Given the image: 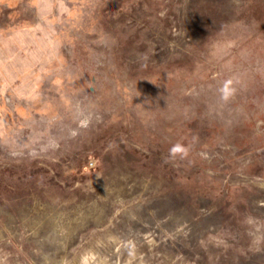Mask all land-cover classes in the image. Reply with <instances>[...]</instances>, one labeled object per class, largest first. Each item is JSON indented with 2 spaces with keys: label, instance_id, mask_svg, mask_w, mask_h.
Segmentation results:
<instances>
[{
  "label": "rangeland",
  "instance_id": "obj_1",
  "mask_svg": "<svg viewBox=\"0 0 264 264\" xmlns=\"http://www.w3.org/2000/svg\"><path fill=\"white\" fill-rule=\"evenodd\" d=\"M0 264H264V0H0Z\"/></svg>",
  "mask_w": 264,
  "mask_h": 264
}]
</instances>
